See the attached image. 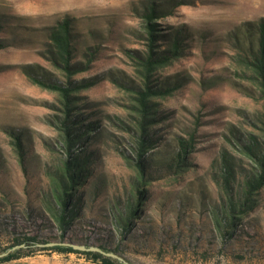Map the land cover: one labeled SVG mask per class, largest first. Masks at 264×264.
<instances>
[{
  "label": "rangeland",
  "instance_id": "1",
  "mask_svg": "<svg viewBox=\"0 0 264 264\" xmlns=\"http://www.w3.org/2000/svg\"><path fill=\"white\" fill-rule=\"evenodd\" d=\"M170 1L0 0V40L6 44L0 49V251L9 247L12 234L48 243L118 246L122 236L112 210L124 209L134 190L130 95L142 84L133 60L145 49L142 12L154 4L169 14L156 20L162 33L180 32L182 54L152 76L153 87L171 90L153 98L158 119L144 158L154 163L170 158L175 140L198 127L186 173L145 187L140 218L123 236L117 256L127 264H264V187L223 252L208 214L223 194V160L236 175V192L251 168L241 150L250 139L259 141L264 102L239 58L248 45L255 46L264 0H173L177 7ZM67 19L76 56L72 63L85 64L84 53L95 54L71 77L92 83L76 96L78 120L93 126L74 148L91 155V166L87 182L76 191L80 212L62 241L48 209V173L62 157L53 125L61 105L55 93L32 80L65 81L47 60L46 49L48 28ZM49 248L26 247V257L4 264H100Z\"/></svg>",
  "mask_w": 264,
  "mask_h": 264
},
{
  "label": "trees",
  "instance_id": "2",
  "mask_svg": "<svg viewBox=\"0 0 264 264\" xmlns=\"http://www.w3.org/2000/svg\"><path fill=\"white\" fill-rule=\"evenodd\" d=\"M171 5L177 7L178 2L171 0ZM163 11L158 10L154 4L145 6L141 18L142 29L144 33V53L133 60L135 72L138 73L141 87L131 89L134 95H130L132 103V129L134 134L131 153L134 156L133 166L135 176L133 179L134 190L128 199V205L122 209L114 207L112 210V220L117 228V233L122 239H117L119 246L125 240L126 232L130 231L132 223L140 217V210L146 201V190L151 181L167 179L168 175L178 176L186 173L187 158L192 153L195 145V129L188 133L186 138L178 137L176 148L170 158L161 157V162L154 163L150 159L144 158L148 148L153 143V136H150L152 126L157 121V107L153 102V98L163 97L170 92V88L153 87L152 76L157 70L172 64L177 60L181 52V41L179 40L180 32L174 34H163L159 29L156 20L167 17ZM257 36L255 46L248 45L243 50V55L239 58V62L249 72V80L255 85L259 92L260 99L264 102V19H261L256 28ZM47 60L50 64L62 72L65 78L63 83H45L37 79H33L32 83L37 86L49 90L57 95L59 104L61 105V117L53 124L58 131L59 140L58 148L60 150L61 159L57 168L53 172L48 173L49 181V204L48 209L52 222L60 232V240L68 230L69 225L76 220L81 209V196H77L76 191L81 184L87 182V175L90 170L91 160L90 154L80 150L74 152V148L82 144V138L86 130L92 129L93 123L87 126L78 120L77 108L80 103L79 96H76L79 90L92 83L83 84L82 81L76 83L71 77L76 75L82 69H86L95 52H85V64L72 63L75 48L72 42L70 20H62L55 26L48 28L47 34ZM5 40H0V49L4 48ZM91 57V58H90ZM75 111L74 113H72ZM258 140L250 139L245 145L243 154L250 161L251 168L240 181L239 188L236 192L233 189V182H236V175L232 172V168L228 165L227 160H223L224 165L221 171L222 183L220 182L222 193L220 201L210 207L209 222L215 238L219 240L220 250L223 252L227 243L236 238L237 227L241 224L242 219L250 212L257 203L259 191L264 187V117L258 119ZM20 157V163L23 164V156L20 152L21 145L18 140L13 144ZM20 152V153H19ZM224 157V156H223ZM139 210V212H137ZM11 244L8 248L0 251V264L9 263L23 257L26 247H38V245L47 244L48 242L39 240L38 236H30L26 234H12ZM64 243V242H62ZM25 245V248H19L9 251L15 246ZM114 250L98 246L105 253L118 255L119 247ZM61 254H81L88 260L100 264H122L117 259L105 256L96 252H79L65 246H54L49 248ZM119 257V256H118ZM242 258V257H241Z\"/></svg>",
  "mask_w": 264,
  "mask_h": 264
},
{
  "label": "water",
  "instance_id": "3",
  "mask_svg": "<svg viewBox=\"0 0 264 264\" xmlns=\"http://www.w3.org/2000/svg\"><path fill=\"white\" fill-rule=\"evenodd\" d=\"M53 246H65V247H69L72 250L79 251V252H96V253H100V254H103L105 256H109V257H112L114 259H117L122 264H127L126 262H124L122 260V258H120V257H118V256H116L114 254H111V253H105V252H103L102 250H100L97 247H86V246H83V245L68 244V243H47V244H43V245H38V247H53ZM25 247L26 246L22 244V245L13 247L9 251L16 250V249H19V248H25ZM4 255H6V254L4 253L3 255H0V257H2Z\"/></svg>",
  "mask_w": 264,
  "mask_h": 264
}]
</instances>
